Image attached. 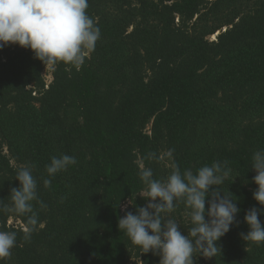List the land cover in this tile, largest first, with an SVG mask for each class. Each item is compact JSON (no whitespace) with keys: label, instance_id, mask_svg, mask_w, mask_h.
Listing matches in <instances>:
<instances>
[{"label":"trees","instance_id":"trees-1","mask_svg":"<svg viewBox=\"0 0 264 264\" xmlns=\"http://www.w3.org/2000/svg\"><path fill=\"white\" fill-rule=\"evenodd\" d=\"M88 2L101 35L79 68L0 47V200L8 202L17 167L28 163L46 205L33 202L38 224L27 241L26 217L0 213V230L17 233L0 264H159L118 220L127 202L134 214L148 202L141 165L154 179L170 174L169 149L181 172L228 161L220 187L240 209L217 242L220 254L195 253L194 264H264V243L241 237L249 209L264 222L251 168L264 149V0ZM63 154L77 164L44 187L50 158ZM169 218L185 235L192 227L183 203Z\"/></svg>","mask_w":264,"mask_h":264},{"label":"clouds","instance_id":"clouds-1","mask_svg":"<svg viewBox=\"0 0 264 264\" xmlns=\"http://www.w3.org/2000/svg\"><path fill=\"white\" fill-rule=\"evenodd\" d=\"M88 7V0H0V47L18 45L29 49L44 65L54 67L63 63L79 68L95 50L101 35L100 28L87 14ZM165 156L171 168L166 179H154L153 170L141 165L142 198L148 202L137 208L135 214L126 210L132 205L127 202L121 209L125 214L118 220V230L142 254H158L159 264H194L195 253L211 259L220 254L217 242L230 231L240 212L236 199L220 187L231 174L228 161H214L194 174L190 169L181 172L172 149ZM147 159L158 157L149 153ZM76 164L74 156H52L45 168L48 178L43 180L44 187L51 185L56 174ZM34 167L28 163L19 165L14 178L19 187L11 189L7 203L0 200V213L26 217L25 241L38 224L33 202L46 207L38 199ZM251 168L255 172L252 183L256 185L252 198L264 209V149L253 153ZM180 203L184 204L185 216L192 225L186 235L176 220L169 218ZM261 214L255 207L245 213L243 219L249 230L241 233L243 241L264 243ZM16 242L15 231L0 230V261L11 257Z\"/></svg>","mask_w":264,"mask_h":264},{"label":"rangeland","instance_id":"rangeland-1","mask_svg":"<svg viewBox=\"0 0 264 264\" xmlns=\"http://www.w3.org/2000/svg\"><path fill=\"white\" fill-rule=\"evenodd\" d=\"M210 39H211V40H214L213 37H211ZM47 70H48V69H47ZM47 77H49V75H48ZM12 223H13V222L10 221V222H9V225H12Z\"/></svg>","mask_w":264,"mask_h":264}]
</instances>
